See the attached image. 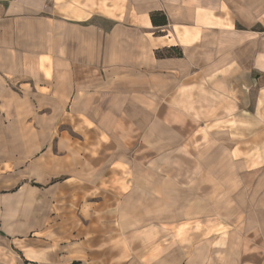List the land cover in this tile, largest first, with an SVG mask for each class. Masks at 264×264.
Segmentation results:
<instances>
[{
    "label": "crops",
    "instance_id": "0c3cea01",
    "mask_svg": "<svg viewBox=\"0 0 264 264\" xmlns=\"http://www.w3.org/2000/svg\"><path fill=\"white\" fill-rule=\"evenodd\" d=\"M76 1L0 0V264H264V0Z\"/></svg>",
    "mask_w": 264,
    "mask_h": 264
},
{
    "label": "rangeland",
    "instance_id": "374dc122",
    "mask_svg": "<svg viewBox=\"0 0 264 264\" xmlns=\"http://www.w3.org/2000/svg\"><path fill=\"white\" fill-rule=\"evenodd\" d=\"M77 4L90 11L116 17L120 11V0H77Z\"/></svg>",
    "mask_w": 264,
    "mask_h": 264
},
{
    "label": "trees",
    "instance_id": "16d2710c",
    "mask_svg": "<svg viewBox=\"0 0 264 264\" xmlns=\"http://www.w3.org/2000/svg\"><path fill=\"white\" fill-rule=\"evenodd\" d=\"M152 21L154 25L164 26L167 24V17L165 14L161 12H156L152 15ZM168 51L172 54H176L179 56L182 55V52L176 47H172Z\"/></svg>",
    "mask_w": 264,
    "mask_h": 264
}]
</instances>
